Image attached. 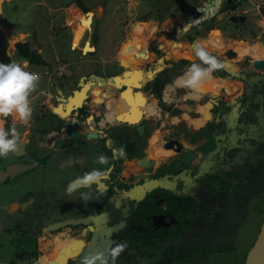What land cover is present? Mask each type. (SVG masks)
<instances>
[{
    "label": "water",
    "instance_id": "95a60500",
    "mask_svg": "<svg viewBox=\"0 0 264 264\" xmlns=\"http://www.w3.org/2000/svg\"><path fill=\"white\" fill-rule=\"evenodd\" d=\"M4 1L0 0V3ZM204 1L207 3V7L209 6L213 10L217 6V0ZM243 1L245 0H219V7L214 13H211V17L202 19L194 24L188 22L189 30H186L187 32L184 33L188 34V31L192 30H196L198 33L197 27L199 25L206 28L209 23L214 21L220 23L223 32L232 36L242 31L250 32L247 30L249 27L246 28L244 26L245 16L237 13L241 10ZM205 4L201 6L200 11L206 8ZM101 11L102 8L100 6L90 8L86 13V18L81 20L79 30L84 25L89 27L93 15L98 17ZM217 13H222V16L218 19L215 15ZM193 15H189L188 18L193 19ZM179 31L181 29L177 28V32L168 33L169 36H173L170 38L169 45H176L180 41L182 36L178 35ZM207 31L212 32L211 27H208ZM194 40V38L189 39L191 49L189 54L185 55L184 59L186 61L197 59L193 54ZM163 48L164 45L159 44L158 50ZM210 53L215 57L218 56L213 52ZM153 56L154 54L151 52L142 53L139 59L137 58V62L141 65L140 68L128 66L122 70L117 69L119 70L116 71V73L118 72L117 74L103 73L95 68L91 74L78 78L75 77L73 80L71 78L63 80L57 75L50 77L54 81L49 86L53 91L51 97L53 103L51 106L43 103V107L39 109V112L35 115L36 118L31 124L32 128L42 126L43 130L37 134L35 131H32L28 135L29 140L24 139L27 149L21 146L23 141L20 139V143L17 146L21 147L20 149L23 152H18V148H16V151L10 153L7 157L0 158V164L5 162L0 166V185L8 187L12 184L15 185L20 182L27 172L35 173V175L32 174L29 177V181L36 183V187L33 186V196L21 201L19 205L17 219L19 223L16 225L20 228L23 226V229L20 230L23 237H18L17 241H27L29 245L31 244L30 249L35 250L39 240L41 238L45 239L47 236L51 237L53 235L47 242L54 244L55 238H57V235L54 233H57V231L64 227H68L71 230V227L76 225H89V228L87 227L90 232L88 241L82 245L81 249L79 247L74 249L76 255L74 264H80V260L84 255L103 252L107 249V237L110 234V228L112 229V227L107 225L105 215L99 212H88L90 209L92 211L97 209L93 205L95 204L93 198L100 190L97 189L98 191L94 192L92 189L94 185L98 186V188H102L103 186L104 190H106L107 185L112 186L116 194L113 197H116V200H122L123 197L117 194V191H120L124 196L126 191L130 190L133 186H143L147 178L155 181L156 184L153 186H151L152 183L148 184L150 189H145L143 198L126 199L128 205L133 207H136V204L139 205L142 211L140 215L134 217V214L131 213H134L136 210H133L131 213L123 216L118 210H115V213L118 212V215L114 213L115 217L118 220L120 218H128L131 224L128 230L135 233L139 232V229L133 223H139L140 220L147 227L150 226L155 231L158 228H166L168 229L167 233L170 235L176 232L175 229L170 227V224H158L160 218L167 220L169 215L163 214L165 213L164 208H162L163 211H158L157 207H160L164 201L166 203L178 202L176 198L179 196L173 194L170 186L171 179L173 180L172 177L177 176L178 173L185 169L188 172H195L207 155L212 156L213 154L216 158L221 157L220 150H225V143L232 138V126L229 124V119L232 111L235 110L232 109L231 104L222 100L227 98L221 97L220 101L216 104L213 103L209 109L212 117L211 122H206V125L195 132L191 138L192 142L198 143V138L205 134L208 138L207 141L198 143L192 148L175 149L172 151L175 155L173 160L162 162L158 168L149 167L147 161L149 158L153 159L154 150L151 145H147L146 141H143L138 128L134 127L136 118L133 117L134 119L132 120V116L126 117V115L118 117L115 120V124L106 128L107 123L104 116L107 107H109V99L113 95L126 90H134L137 95L141 88H144L145 85L153 81L159 72L167 68L163 67V64L168 59L167 54H160L149 62V59L153 58ZM216 58L223 64V67L220 70L214 71V73L219 72L220 74L230 76L234 80L233 85L236 91L240 90L238 81L242 82L241 90L244 91L252 87L264 86V58L254 59L251 62L248 61L246 65L249 67H242L237 73L225 59L219 56ZM96 87L100 95L107 94V97L102 100V104L91 105L89 104L91 101L90 93ZM235 108L236 110L238 109L237 107ZM120 114L124 115L122 112H118L117 116ZM100 117L104 121L103 123H105L102 127L98 123L101 120ZM209 118L210 115L206 119ZM53 133H56L58 137L51 142V137L54 136ZM40 136L41 139H38ZM117 140L119 146L115 148ZM39 141L42 142L41 146H32V142L39 143ZM93 146L96 150H92ZM107 147H110L108 153H102V148ZM121 147L124 149L126 155L121 158H114L112 150ZM97 151L107 159L108 162L106 164L99 163ZM28 159L33 160L30 161ZM197 159H200L199 164L196 163ZM138 167L143 168L147 173L146 175L148 176H145L146 178H143L141 173L136 174L131 172ZM94 169L100 170L104 175L90 186L79 187L72 196L65 194V190L70 182ZM40 170L43 172L41 173ZM121 170L128 173L131 172V174L128 177L122 176L119 178L118 172ZM112 175H114L113 178ZM182 183L184 186L185 183ZM6 189L10 190L9 188ZM82 192H90L93 198L87 202L81 200L80 193ZM158 197L161 198V202L156 201ZM73 201H75V205L72 203ZM64 240L65 242L60 243V245L67 243L70 246L69 239L65 238ZM47 242H45L43 247L45 253L50 248L46 245ZM78 243L79 239H76L75 244ZM60 253L61 248H58L55 250L54 256L59 257ZM41 257V255L38 256L36 264H40ZM53 259L51 261L54 262ZM72 261L73 259H70V262ZM136 264L145 263L141 262L140 258H138ZM244 264H264V221L253 245L246 254Z\"/></svg>",
    "mask_w": 264,
    "mask_h": 264
},
{
    "label": "crops",
    "instance_id": "0c3cea01",
    "mask_svg": "<svg viewBox=\"0 0 264 264\" xmlns=\"http://www.w3.org/2000/svg\"><path fill=\"white\" fill-rule=\"evenodd\" d=\"M216 3L217 6L214 7V10L210 8L211 13H214V11L218 9L219 0H217ZM204 4V0H171L169 7L162 9L165 10L162 14H160L159 10L161 5H156L153 7L152 11L146 13L138 19L135 18L136 13L130 10L131 7L134 8V6L129 5V10L127 8L125 10L126 14L133 16L134 19L132 18L126 21L120 20L119 14H116L114 17L115 23L123 24L122 27L119 26L121 36L116 33L117 25H110L103 32V35L100 33V35L95 38L96 46L94 48H85L88 57L82 58V61L87 63L83 67L80 66L81 61H79V65H75L74 62H71L75 65V67L71 69L68 68L71 66L69 62L60 64L58 67L55 66V68L48 69L46 64H31L27 59L23 58L21 65L23 66L25 62H27V66L25 68L26 71L30 66L43 68V70H39V72L34 71L40 75V81L36 90L29 97L31 107L33 109L32 118L27 124H24L18 119L8 117L7 121L4 122L2 126L7 129L15 124L23 141L21 146H24V149H27L24 139L29 140L28 135L32 131H35L37 134L43 130L42 126H38L36 128L31 127L32 121L36 118L35 115H37L39 109L43 107V103L48 104L49 106L53 103L50 99L51 96L48 97V93L53 92L49 88L51 83H54V81H52L53 79H50L52 75L60 76L63 80L68 78L73 80L75 77L78 78L91 74L95 68L99 69V71L103 73H107V71L111 68L119 70L125 69V67L128 66L140 68L141 65L137 62V58L139 59L142 53L146 54L150 51L154 54V56L149 59V62L157 58L160 54L165 53L168 55V59L165 61V64H163V67H167L166 71H162L157 74L154 77V79L156 78L155 81L153 79V81L149 82V84L139 90L143 99V106L139 109L140 113L137 111L136 107H134L135 105H142L139 102H135L137 95L134 90L130 92H127V90L121 91L120 93L118 92V94L113 95L109 99V107H107L108 112L105 111L107 112L104 116L106 119L105 122L107 123L106 128L115 124V121L113 120L118 119V117H123L125 115L126 117H128V115L135 117L136 121L134 123V127L138 128L143 141L149 143L154 150L155 159L153 160L152 166L154 168L160 167L161 163L164 161L171 160L170 157L173 156V150L195 147L194 144L191 146L189 143L192 136L195 132L204 127L206 122H211L212 120L210 110H206L207 103H210V107H212L214 100L220 96H225L227 94L230 95L235 87L233 85L234 80H232L230 76L227 74H220L219 72H213L211 76L205 79L201 86L197 88V90L202 92L204 95L198 100L192 99L194 98V96H191L193 89H189L177 83V79L184 75L191 63L199 62L198 59H195L194 61H186L184 59L185 55L189 54L191 49L189 39L194 38V45L198 44L203 46L208 51L211 50L210 52H213L220 58L225 59V61L230 64L236 73L242 67H249L246 65L248 61L251 62V60L260 59V55L262 51H264V0H245L243 1L241 10L237 12L245 16L244 26L246 28L249 27L247 30L250 32L242 31L232 36L223 32L220 23L214 21L209 23L206 28L199 25L197 27V30L199 31L198 33L196 30L188 31V34L184 33L187 32L186 30H189V25H187L188 22L194 24L197 22L196 19H208V16H203V18H201V12L198 11ZM191 14H194L193 19L188 18ZM215 15L218 19L222 16V13H217ZM3 17L2 3H0V19ZM171 18H174V20L166 25L163 30L161 24ZM135 22H154L156 23L155 31H152L153 33L150 32L152 34L141 40L140 37H142V35L138 33L135 34L134 32ZM208 27H211L212 32L207 31ZM177 28L181 29V31L178 32V35L182 37L176 45H169L170 38L173 36H169L168 33L172 34L174 31L177 32ZM29 44L32 47L31 42ZM159 44L164 45V48L158 50ZM41 47L37 48L39 53L41 52ZM44 61L47 63V60ZM113 73L117 74L118 72ZM213 87L217 89V94L211 96ZM96 89H94L96 92L92 91L90 93L91 101L89 104L91 105L102 104V100L107 97V94L100 95L98 89ZM164 92L170 95L169 98L171 100H175V102L170 104L162 103L160 99ZM191 100H193L194 103L191 102ZM198 106H200L201 109L198 111H201V113L197 111ZM118 112H122L124 115L120 114L117 116ZM207 112H209L210 115L209 119H206L207 116L204 117V115H208ZM103 122L104 121L102 119L98 122L101 127L105 124ZM105 132L109 133L108 131ZM53 134L54 136L51 137V139H53L51 142L58 137L56 133ZM38 139H41V136L38 137ZM207 139L208 138L204 134L202 135L200 142H197L200 144L207 141ZM35 145L41 146L42 142H32V146ZM117 146H119L118 140L115 148H117ZM17 148L18 152H23V150L20 149L21 147L17 146ZM92 148V150H96L94 149V146ZM109 149L110 147L104 149L102 148V153H108ZM100 156V153L97 151V157L100 158ZM32 160L33 159L30 161ZM3 163H1L0 166ZM40 172L42 173L43 171L40 170ZM131 172L136 174H147L141 167H138L136 170ZM32 174L35 175V173H31L29 171L24 175L20 182L15 185L12 184L9 185V187L7 186L4 188L0 187V190L7 192L8 194L10 193L5 202L0 201V207L4 208L6 210L4 211L8 213L9 218H7L8 220L6 222L7 224H13L14 229L16 227L15 225L19 223L17 219L19 215V205L21 204L20 202L26 200L30 196H33L34 188L30 185L31 181H29V177H31ZM27 176L28 180L26 181ZM94 187L96 186L94 185ZM6 188H9L10 190L8 191ZM102 188L104 187L102 186ZM97 193L102 194L101 191H98ZM4 233L7 234L5 229ZM17 237L18 236H14L13 234H8L6 237H0V264H18L15 260H12V258L15 257L16 252H18L15 243L17 242ZM56 237L57 238H55V240H61L60 234ZM57 246V244L52 246L51 250L42 256H47L46 258L53 259L52 255L57 249ZM38 255H41V252H39ZM19 264L23 263L21 262Z\"/></svg>",
    "mask_w": 264,
    "mask_h": 264
},
{
    "label": "flooded vegetation",
    "instance_id": "af4514ba",
    "mask_svg": "<svg viewBox=\"0 0 264 264\" xmlns=\"http://www.w3.org/2000/svg\"><path fill=\"white\" fill-rule=\"evenodd\" d=\"M255 76L257 77V75ZM238 84L240 90L234 89L230 95L220 96L214 100V104H216L221 97H225L227 99L222 100L231 104L232 109L235 110L232 111L229 119V124L232 126V138L225 143L226 149L220 150L221 157L216 158L213 154L212 156L207 155L195 172H188L185 169L177 176L172 177L170 186L173 194L179 196L176 198L178 202L166 203L164 201L160 207H157L158 211H163L162 208H164L165 213L163 214L169 215L167 220L160 218L158 224H170V227L175 229V233L168 234L166 228H158L155 231L150 226L147 227L141 220L139 223H133L139 229V232L135 233L128 230L131 225L128 218L118 220L115 217L118 212L124 216L133 210H136L131 213L134 214V217L140 215L142 211L139 205L136 204V207L128 205L126 199L143 198L145 189L149 188L148 184L152 183L151 186H153L156 184L155 181L147 178L143 186H133L126 191L124 196L120 191H117V194L122 195L125 201L123 198L116 200V197H113L116 195L115 189L110 185H107L106 190L98 188V186L92 188L94 192L98 189L102 194L96 193L93 205L97 209L93 211L90 209L88 212H99L105 215L107 225L112 227V229L109 227L107 248L115 246L117 243L127 244L126 249L116 260V264H136L138 258L145 264H200L204 259L220 256L225 253L227 248L228 250H230L229 248L234 249L242 225L252 217L250 214L256 213L260 205L264 206V86L252 87L244 91L241 90L242 82L238 81ZM52 94L53 92L51 97ZM216 94L217 90L213 87L211 96ZM140 97L141 94L138 93L135 102L140 101L142 104ZM208 104L210 105V103ZM234 106L238 109L236 110ZM134 107L139 111L138 106ZM206 110L208 111V108ZM128 116L130 117V115ZM236 117H238L239 123L236 122ZM201 138L202 136L198 138L199 142ZM189 143L191 146L197 145L191 140ZM147 145L150 144L147 143ZM172 154L171 160L175 158L174 153ZM154 159L155 155L153 159H148L149 167L153 166ZM196 163L199 164L200 159H197ZM130 174L131 172L128 174L121 170L118 172V177H128ZM141 175L143 178L148 176L145 173ZM113 177L114 175H112ZM121 180L123 181V179ZM182 182L185 183L184 186ZM159 197L156 201L161 202ZM72 203L75 205L74 201ZM115 210L118 212L115 213ZM252 218L255 221L258 216ZM262 220L264 221V216ZM87 227L89 228V225H76L71 227V230L64 227L54 233L61 235V240L49 244V251L56 244L58 245L57 249L61 248L59 254L61 258L54 256V253L52 255L56 264H74L76 259L74 249L78 247L81 249L90 237ZM52 236H47L42 242H38L35 250H31V244L29 245L25 241L26 247L18 250L15 257L20 258L23 264H36L39 252H41V256L45 254L44 244ZM67 237L70 246L67 243L60 245L65 242L64 239ZM76 239H79L78 244H75ZM17 242L15 243L17 244ZM29 252L33 254L34 259H31ZM20 253L21 255H19ZM70 259L73 261L70 262ZM51 260L52 258H49L47 261Z\"/></svg>",
    "mask_w": 264,
    "mask_h": 264
},
{
    "label": "rangeland",
    "instance_id": "374dc122",
    "mask_svg": "<svg viewBox=\"0 0 264 264\" xmlns=\"http://www.w3.org/2000/svg\"><path fill=\"white\" fill-rule=\"evenodd\" d=\"M170 3L171 0H5L2 3V13L4 17L0 19V63L7 64L10 62H17L21 64L23 58L17 52L14 44L16 42H31L32 47L36 48L35 51L44 60H47L46 66L48 69L55 68V66L58 67L60 64L68 62L71 64V66L69 64L70 67L68 68L71 69L74 68L75 65H79V61H81L80 66L83 67L87 63L82 61V58L88 57L85 48H94L96 46L95 38L99 36L100 33L103 35V32L110 25H117L116 33L121 36L119 26L122 27L123 24L115 23L114 17L116 14H119L120 20L126 21L132 18L134 19L133 16L127 15L125 11L126 8L128 9L129 5H132L134 8L131 7L130 10L136 13L135 18L138 19L152 11L153 7L156 5H161L159 10L160 14H162L165 12V10L162 9L168 8ZM97 6L102 8L101 13L98 15L99 17L93 15L90 26L84 25L82 29L79 30L81 20L86 18L88 10L91 7ZM205 7L206 8L202 10L204 12L198 10L201 12V18H203V16L209 17L211 14V9L209 6L207 7V3ZM172 20H174V18L167 19L162 23V29L164 30V27ZM155 24L154 22H135L134 32L135 34H141L142 37L140 38L143 40V38L152 34V31H155ZM39 45L40 47L42 46L40 53L37 50V48H40ZM32 47L31 49H34ZM71 62H74L75 65ZM39 70H43V68L30 66L27 69L28 72H39ZM116 71V68H111L107 73ZM130 91L128 90V92ZM202 95L204 94L197 89H193L191 94V96H194L192 99L195 100L200 99ZM136 99L137 98H135V101ZM140 100L141 102L143 101L142 95ZM198 110H201L200 106H198L197 111ZM198 112L201 113V111ZM208 115H204V117L207 116L208 118ZM236 122L239 123L238 117H236ZM30 185L35 186L36 183L32 181ZM0 187L4 188L7 186L0 185ZM9 194L0 190V201L5 202ZM123 199L125 198L123 197ZM259 207L256 213L253 212L252 215L250 214L252 217L258 216L257 220L254 221L251 217L240 228L234 249L229 248L230 250H228L227 248L225 249V253L220 256L204 259L200 264H244V254L247 253V250L253 244L262 225L264 206L262 207V205H260ZM3 209L4 208L0 207V237H6L8 234H13L18 237L21 236L22 233H20V230L23 229V226L20 228L15 225L16 227L14 229L13 224H7L8 213L3 212L5 210ZM4 229L7 234L4 233ZM43 240L44 238H41L39 242ZM16 245L17 251L26 247L22 240H19ZM233 251L236 252L234 253ZM19 255H21V253ZM29 255L32 257L31 259H34L33 254L29 252ZM46 257L47 256L41 257V264H48L49 262L53 264L57 263L56 261H47L48 258ZM59 258H61V256ZM12 260H15L18 264L22 262L18 257H13Z\"/></svg>",
    "mask_w": 264,
    "mask_h": 264
},
{
    "label": "clouds",
    "instance_id": "9594fccd",
    "mask_svg": "<svg viewBox=\"0 0 264 264\" xmlns=\"http://www.w3.org/2000/svg\"><path fill=\"white\" fill-rule=\"evenodd\" d=\"M193 49V54L199 62L191 63L184 75L177 79L178 84L189 89L199 88L206 78L223 67V64L203 46L196 44ZM26 66L27 62L23 66L16 62L0 63V158L15 152L21 139L15 124L6 129L2 126L3 123L8 117L18 119L24 124L32 118L33 109L29 97L38 87L40 75L26 71ZM112 151L114 158L126 155L122 147ZM107 162L105 157L99 158V163ZM102 175L104 173L97 169L85 173L84 176L69 183L65 194L72 196L79 187L90 186ZM92 198L90 192L80 193V199L85 202ZM126 247V243H117L103 252L89 253L81 258L80 264H116V260Z\"/></svg>",
    "mask_w": 264,
    "mask_h": 264
},
{
    "label": "trees",
    "instance_id": "16d2710c",
    "mask_svg": "<svg viewBox=\"0 0 264 264\" xmlns=\"http://www.w3.org/2000/svg\"><path fill=\"white\" fill-rule=\"evenodd\" d=\"M14 46H15L17 52L19 53V55L22 58L27 59L31 64H37V65L46 64L45 61L41 58V56L35 51V49H31L28 42H16L14 44ZM155 79H154V81H155ZM139 103H140V101H139ZM140 107H141V105L138 106V108H140ZM207 108L209 110L210 106H208Z\"/></svg>",
    "mask_w": 264,
    "mask_h": 264
},
{
    "label": "built area",
    "instance_id": "2783aa9c",
    "mask_svg": "<svg viewBox=\"0 0 264 264\" xmlns=\"http://www.w3.org/2000/svg\"><path fill=\"white\" fill-rule=\"evenodd\" d=\"M50 96H51V93H48V97H50ZM169 97H170V95H168L164 92V94L161 96L160 100L162 103H165V104L174 103L175 100H173V99L171 100Z\"/></svg>",
    "mask_w": 264,
    "mask_h": 264
},
{
    "label": "bare ground",
    "instance_id": "6f19581e",
    "mask_svg": "<svg viewBox=\"0 0 264 264\" xmlns=\"http://www.w3.org/2000/svg\"><path fill=\"white\" fill-rule=\"evenodd\" d=\"M196 20H197V22L200 21V20H198V19H196ZM197 22H196V23H197ZM181 24H182V23H181ZM176 25H177V24H176ZM263 58H264V51H262V53H261V55H260V59H263ZM207 106H210V105L208 104ZM113 121H115V120H113ZM51 140H53V139H51ZM68 234H69V233H68ZM65 235H66V234H65ZM67 238H68V237H67ZM50 243H52V242H47L46 245L49 246Z\"/></svg>",
    "mask_w": 264,
    "mask_h": 264
}]
</instances>
